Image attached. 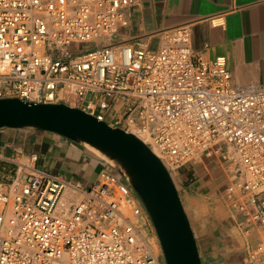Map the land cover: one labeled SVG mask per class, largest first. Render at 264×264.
<instances>
[{"label":"built area","instance_id":"obj_1","mask_svg":"<svg viewBox=\"0 0 264 264\" xmlns=\"http://www.w3.org/2000/svg\"><path fill=\"white\" fill-rule=\"evenodd\" d=\"M134 3L0 0V99L110 119L158 152L174 182L181 166L214 161L237 227L259 232L248 264H264V84L234 85L225 57L195 55L189 26L163 31L156 50L116 42ZM139 202L111 169L84 190L20 164L0 180V264H161Z\"/></svg>","mask_w":264,"mask_h":264},{"label":"crops","instance_id":"obj_2","mask_svg":"<svg viewBox=\"0 0 264 264\" xmlns=\"http://www.w3.org/2000/svg\"><path fill=\"white\" fill-rule=\"evenodd\" d=\"M129 25L120 29L116 42L156 50L161 33L189 26L191 48L205 60L226 59L231 81L241 87L264 84V0H135L129 8ZM123 102L119 104L120 108ZM36 156V161H31ZM0 163L16 175L20 164L58 175L87 190L109 169L95 155L67 139L45 131L0 129ZM1 180V179H0ZM3 180V179H2ZM191 223L202 264H248V252L259 232L244 234L224 201L227 177L211 160L186 164L175 177ZM142 236L160 246L154 227L139 202L136 219ZM160 263L165 264L162 252Z\"/></svg>","mask_w":264,"mask_h":264},{"label":"water","instance_id":"obj_3","mask_svg":"<svg viewBox=\"0 0 264 264\" xmlns=\"http://www.w3.org/2000/svg\"><path fill=\"white\" fill-rule=\"evenodd\" d=\"M59 135L95 155L134 191L157 236L165 264H202L178 188L163 162L134 134L64 103L0 99V129Z\"/></svg>","mask_w":264,"mask_h":264},{"label":"rangeland","instance_id":"obj_4","mask_svg":"<svg viewBox=\"0 0 264 264\" xmlns=\"http://www.w3.org/2000/svg\"><path fill=\"white\" fill-rule=\"evenodd\" d=\"M79 48H82V46H80ZM109 122H110V119L107 120V123H109ZM25 163H27V162H25ZM4 166H6L5 163L4 164L0 163V175L2 174V171L4 170L3 169ZM175 177H176V175H175ZM5 178H8V174L1 175L0 176V179L1 180L2 179L5 180ZM154 247H156V245ZM156 249H157V247H156ZM160 251H161V249H160Z\"/></svg>","mask_w":264,"mask_h":264},{"label":"trees","instance_id":"obj_5","mask_svg":"<svg viewBox=\"0 0 264 264\" xmlns=\"http://www.w3.org/2000/svg\"><path fill=\"white\" fill-rule=\"evenodd\" d=\"M3 169L4 170L2 171V174L1 175L9 174V171H12L13 170L12 167H8V166H4Z\"/></svg>","mask_w":264,"mask_h":264},{"label":"bare ground","instance_id":"obj_6","mask_svg":"<svg viewBox=\"0 0 264 264\" xmlns=\"http://www.w3.org/2000/svg\"><path fill=\"white\" fill-rule=\"evenodd\" d=\"M129 133H131V132H129ZM133 134V133H132ZM136 136V135H135ZM136 137H138V136H136ZM139 138V137H138ZM140 139V138H139ZM141 140V139H140ZM153 153L157 156V157H160V155H159V153L158 152H156L155 150H153Z\"/></svg>","mask_w":264,"mask_h":264}]
</instances>
